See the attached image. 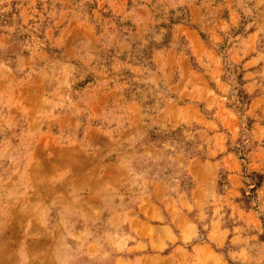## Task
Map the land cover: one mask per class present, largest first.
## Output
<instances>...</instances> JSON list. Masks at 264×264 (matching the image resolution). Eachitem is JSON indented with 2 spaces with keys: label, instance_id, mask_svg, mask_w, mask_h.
Wrapping results in <instances>:
<instances>
[{
  "label": "rangeland",
  "instance_id": "obj_1",
  "mask_svg": "<svg viewBox=\"0 0 264 264\" xmlns=\"http://www.w3.org/2000/svg\"><path fill=\"white\" fill-rule=\"evenodd\" d=\"M254 1L0 0V264H108L83 257L70 221L58 218L57 199L46 194L47 181L28 168L25 124L11 118L15 105L41 94L59 102L56 113L80 116L105 92L116 101L114 114L117 100H141L150 116L170 97L181 105L204 96L232 112L239 134L227 145L241 168L235 188H226L223 225L244 239L241 253L226 261L253 264L247 263L252 252L254 264H264V136L251 137L248 107L255 92L244 89L242 70L227 55L248 30ZM235 4L243 9V25L219 32L218 21ZM209 66L220 69L210 75ZM187 68L199 73L195 88L193 76L182 73ZM210 77L212 87L204 90ZM191 129L150 131L188 144ZM227 173L220 172L219 193Z\"/></svg>",
  "mask_w": 264,
  "mask_h": 264
},
{
  "label": "crops",
  "instance_id": "obj_2",
  "mask_svg": "<svg viewBox=\"0 0 264 264\" xmlns=\"http://www.w3.org/2000/svg\"><path fill=\"white\" fill-rule=\"evenodd\" d=\"M253 3L258 6L248 12L255 16L227 55L239 64L244 89L255 92L248 113L251 137L259 139L264 136V0ZM242 11L235 4L218 21L219 32L243 25ZM217 68L209 66V74ZM182 73L193 76V88L198 85L195 69ZM209 80L214 78L201 84L204 90L212 87ZM111 95H97L79 116L56 113L59 102L41 94L15 105L11 116L15 124H25L20 133L31 140L28 168L47 181L46 194L57 199L58 218L70 221L83 257L108 264H227L226 255H239L244 239L223 225L226 188H235L241 168L227 145L239 134L237 118L210 96L181 105L170 97L150 116L141 100H117L114 114ZM181 124L193 127L188 144L150 131L168 132ZM221 171L228 173L219 193ZM251 256L247 263L258 262Z\"/></svg>",
  "mask_w": 264,
  "mask_h": 264
}]
</instances>
